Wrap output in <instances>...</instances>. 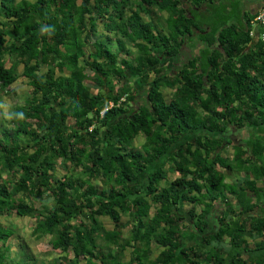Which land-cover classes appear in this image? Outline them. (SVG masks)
I'll list each match as a JSON object with an SVG mask.
<instances>
[{
	"label": "trees",
	"instance_id": "1",
	"mask_svg": "<svg viewBox=\"0 0 264 264\" xmlns=\"http://www.w3.org/2000/svg\"><path fill=\"white\" fill-rule=\"evenodd\" d=\"M220 1L0 0V92L28 86L0 108V217L38 264H264V2ZM14 231L0 264H35Z\"/></svg>",
	"mask_w": 264,
	"mask_h": 264
},
{
	"label": "rangeland",
	"instance_id": "2",
	"mask_svg": "<svg viewBox=\"0 0 264 264\" xmlns=\"http://www.w3.org/2000/svg\"><path fill=\"white\" fill-rule=\"evenodd\" d=\"M223 2H229V0H224ZM231 4L232 7V14H234L233 10H234V5L236 3L234 2H229ZM221 10V9H220ZM221 13V12H220ZM213 14V13H212ZM222 14V13H221ZM214 15V14H213ZM235 15V14H234ZM203 15H196L194 17V19L198 22L204 21ZM250 27L252 29L255 28V24L251 23ZM186 52L183 55H189L191 54L189 51L187 50V48L185 47ZM196 52V51H194ZM19 71L21 70V67L19 66ZM175 70V69H174ZM134 80V79H132ZM14 90H15V94L9 92V93H1L0 92V108L2 109V111L4 112L5 115H10V111L11 108L18 102H21L24 97L27 94L28 91V86L26 84V80L25 79H18L15 83H13V85L11 86ZM233 140L235 142H238V136H232ZM143 141L142 137H138L136 139V145L139 146ZM240 147H243V145H241ZM230 149L228 150V154L230 155L232 148L229 147ZM62 168H58L57 172L60 174L61 173ZM232 179V178H231ZM230 178H227V181H231ZM28 218L27 217H20V216H10V217H0V223L5 225V226H9L11 228H13L15 231L14 233L11 235V237L8 240V246H9V250L11 255H16V257L19 256H24L25 254H28L30 256V259H33V263L38 264L43 260H50L53 257H56V253H51V249L50 247L47 245V241L46 238L41 237V238H35L31 235L30 233V226L28 225L27 222ZM25 250L24 251V248ZM23 260V259H22ZM25 262H28V259L26 260V258L24 259ZM29 263H32L31 260H29Z\"/></svg>",
	"mask_w": 264,
	"mask_h": 264
},
{
	"label": "crops",
	"instance_id": "3",
	"mask_svg": "<svg viewBox=\"0 0 264 264\" xmlns=\"http://www.w3.org/2000/svg\"><path fill=\"white\" fill-rule=\"evenodd\" d=\"M252 1H254V0H251V1H249V0H241V1H240V3H241L240 5L242 6V7H241V10H243V11H248V12H251V13H252V12L255 11V9H257V8L261 5V4H260L257 8H255V7H254V8H250L249 5L253 3ZM222 2H223V1H220V2L218 3V5H220L221 8H222ZM249 2H250V3H249ZM247 3H249V4L247 5ZM201 10H202V12L204 13V16H206V17L210 16L209 13L206 12V10H208L207 8L204 7V8L201 9ZM227 10H230V8L227 7ZM162 15H165V12H163ZM221 16L224 17L225 15L222 14ZM226 16H227V14H226ZM145 19H146V18H145ZM187 49H188V48H187ZM183 51H184L183 53L186 52V50H183ZM189 51H190V50H189ZM186 56H187V55H183V56H182V59H183L184 57H186ZM188 56H189V55H188ZM179 63H180V59H179V58L175 59V61H173L174 66H170L171 69L168 68V71L173 70V72H176V70H178V68H179V66H180ZM166 67H168V66H166ZM173 67H174V68H173ZM172 68H173V69H172ZM174 69H176V70H174ZM132 79H134L133 82H132ZM126 80H130V83H132V85H133L134 83L138 84L139 87L136 86V88H140L139 90H142V87H143L142 85H144V84L141 85L140 83H138V78L135 79L134 77H131L130 75H127ZM144 88H145V86H144ZM216 208H217V209H220V206H219V205H216Z\"/></svg>",
	"mask_w": 264,
	"mask_h": 264
},
{
	"label": "flooded vegetation",
	"instance_id": "4",
	"mask_svg": "<svg viewBox=\"0 0 264 264\" xmlns=\"http://www.w3.org/2000/svg\"><path fill=\"white\" fill-rule=\"evenodd\" d=\"M253 3L249 5L250 8H257L262 2H264V0H255L252 1ZM250 3V2H249ZM247 3V5L249 4ZM239 137H240V141L239 144L243 145L245 148V141L248 139L249 137V132L246 128H242L239 130ZM247 148V147H246ZM262 185V189L264 188V181L263 180H259L258 181V187L261 188ZM257 196H260V194H258ZM254 201L257 202V204L254 207V213L255 215L259 216V215H263L264 214V203L261 202V200H258L257 197L254 198Z\"/></svg>",
	"mask_w": 264,
	"mask_h": 264
},
{
	"label": "built area",
	"instance_id": "5",
	"mask_svg": "<svg viewBox=\"0 0 264 264\" xmlns=\"http://www.w3.org/2000/svg\"><path fill=\"white\" fill-rule=\"evenodd\" d=\"M251 23L255 24L256 30L251 29L250 34L264 41V6L259 9Z\"/></svg>",
	"mask_w": 264,
	"mask_h": 264
}]
</instances>
